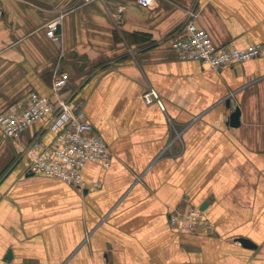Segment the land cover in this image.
I'll return each mask as SVG.
<instances>
[{"label":"crops","instance_id":"1","mask_svg":"<svg viewBox=\"0 0 264 264\" xmlns=\"http://www.w3.org/2000/svg\"><path fill=\"white\" fill-rule=\"evenodd\" d=\"M191 18L218 45L264 42V0H0V113L65 71L113 156L83 168L100 187L78 189L29 172L30 144L55 136L47 119L17 140L0 129V264H264V54L182 60L173 40ZM190 206L209 221L197 233L169 222Z\"/></svg>","mask_w":264,"mask_h":264},{"label":"built area","instance_id":"2","mask_svg":"<svg viewBox=\"0 0 264 264\" xmlns=\"http://www.w3.org/2000/svg\"><path fill=\"white\" fill-rule=\"evenodd\" d=\"M95 0H84L92 2ZM149 6L153 0H138ZM63 14L46 23V33L51 39L59 38ZM174 37L173 48L182 60L198 61L214 69H221L234 63H243L264 54V42L240 48L228 42L218 45L210 33L200 27L194 18L181 26ZM70 82L67 72H58L52 83V93L29 92L21 100L11 104L0 113V129L11 140H17L32 124L47 119V126L55 132L49 143L36 140L30 144L29 172L35 175L53 177L78 189L100 187L99 182L89 183L83 176L88 162H99L104 168L112 163V152L108 143L95 126L89 122L82 103L65 95ZM143 95L146 103H161L156 90L150 89ZM200 207L190 206L175 211L169 217L172 227L180 231L197 233L209 226V221Z\"/></svg>","mask_w":264,"mask_h":264},{"label":"water","instance_id":"3","mask_svg":"<svg viewBox=\"0 0 264 264\" xmlns=\"http://www.w3.org/2000/svg\"><path fill=\"white\" fill-rule=\"evenodd\" d=\"M240 115H241V110L239 107H236L235 110L232 112L231 116H230V124L232 126H239L240 125ZM242 243L243 245L247 246V247H254L255 248V244L247 239V238H238ZM6 259H9L11 260L12 259V252L9 251L6 256H5V260Z\"/></svg>","mask_w":264,"mask_h":264},{"label":"trees","instance_id":"4","mask_svg":"<svg viewBox=\"0 0 264 264\" xmlns=\"http://www.w3.org/2000/svg\"><path fill=\"white\" fill-rule=\"evenodd\" d=\"M140 35V36H139ZM140 37V38H139ZM133 38L135 39V40H140V39H142V40H149V35L148 34H146V33H141V34H139V33H134L133 34Z\"/></svg>","mask_w":264,"mask_h":264},{"label":"rangeland","instance_id":"5","mask_svg":"<svg viewBox=\"0 0 264 264\" xmlns=\"http://www.w3.org/2000/svg\"><path fill=\"white\" fill-rule=\"evenodd\" d=\"M11 140V139H10Z\"/></svg>","mask_w":264,"mask_h":264}]
</instances>
